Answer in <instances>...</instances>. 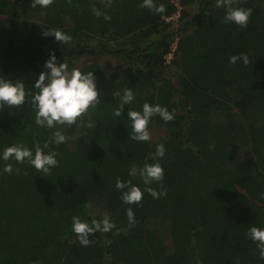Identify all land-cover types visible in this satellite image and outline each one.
<instances>
[{
  "label": "trees",
  "instance_id": "1",
  "mask_svg": "<svg viewBox=\"0 0 264 264\" xmlns=\"http://www.w3.org/2000/svg\"><path fill=\"white\" fill-rule=\"evenodd\" d=\"M31 2L0 0V77L22 81L30 94L20 107L0 108L10 126L0 127V264H264L248 236L251 226L264 228V0L233 5L253 10L246 28L225 23L216 0H155L166 5L162 14L141 8L143 0H113L108 8L101 0ZM92 5L111 20L97 18ZM54 28L72 42L43 35ZM240 53L247 66L229 63ZM52 54L69 70L92 72L101 103L64 126L66 143L50 144L60 154L50 174L14 158L5 173L6 147L23 143L34 153V141L42 147L56 130L35 124L30 103ZM125 88L134 100L116 117ZM145 103L166 107L174 119L152 117L151 139L133 141L128 112ZM159 144L164 179L151 187L167 195L144 192L141 203L124 204L117 178L143 191L130 169L154 163ZM105 214L116 227L81 245L72 217L91 224Z\"/></svg>",
  "mask_w": 264,
  "mask_h": 264
},
{
  "label": "clouds",
  "instance_id": "2",
  "mask_svg": "<svg viewBox=\"0 0 264 264\" xmlns=\"http://www.w3.org/2000/svg\"><path fill=\"white\" fill-rule=\"evenodd\" d=\"M54 0H32L31 7L47 8L53 4ZM71 3V0H68ZM105 8L111 7L113 0H101ZM240 3V0H216V7H224L226 9L224 21L225 23H235L241 28H246L252 15L251 8L234 7L233 5ZM141 8H147L155 14H162L166 11V5L155 3V0H143L139 5ZM92 11L97 18L103 16L105 21H110L111 16L107 13H102L95 5H92ZM44 36H53L60 44H70L72 37L59 29H50L43 31ZM237 61H242L245 66L250 63L249 56L246 53L233 55L229 58V63L235 64ZM45 67L48 72H41L39 79L35 83V88L38 91L31 94L30 103L36 110L35 124L41 128L56 129L52 132L51 140L45 141L41 147L38 141H34L35 151L33 153L27 145L17 143L8 146L3 150L2 159L5 161L3 171L11 174L13 166L7 163L10 159H15L19 164L27 162L33 166L37 172H43L45 175L50 174L51 169L58 166L59 161L57 156L60 155L55 150L50 149V144L57 145L66 143L69 139L64 134V126L71 127L77 124L85 115L89 113V109L95 108L101 103V93L97 89L95 77L92 72H82L79 68L73 67L69 70L67 62H58L55 55L52 54L50 59L45 62ZM30 94L26 93L25 85L22 81L17 80L13 83L11 80L0 77V108L4 105L9 107H20L25 103L26 97ZM113 95L120 96V92ZM134 100L133 91L129 88L123 90L120 106L114 110V115L120 117L125 105L132 103ZM161 117L165 122H171L174 119L173 112H169L166 107L159 104L151 105L145 103L142 111L129 110V120L132 122V131L130 139L137 142H147L151 139V134L148 125L154 116ZM59 126V127H58ZM89 128L94 127V124L89 118L86 125ZM45 149L49 151L45 152ZM165 147L159 144L153 153L152 164H144L142 168L137 169L133 166L130 169L129 175L139 177L144 184L143 191L139 186L133 185L131 180L122 182L119 178L116 180V189L122 192L121 200L124 204H139L142 202L144 192L150 194L153 198L158 199L161 196H166V189L161 188L156 191L151 187L155 183H160L164 179V169L159 163V159L165 155ZM17 173L20 172L16 168ZM27 175V172L24 173ZM264 199V193L261 194ZM86 208H91L92 205L86 204ZM129 227H133L136 223L134 213L131 208L126 210ZM116 225L111 221L110 217L105 214L102 219H93L91 224L82 220L80 216L72 217V230L77 235L81 245L88 246L90 244L89 236L96 232L108 233ZM119 230H117V234ZM248 236L257 242L260 258L264 259V228H259L255 225L248 230ZM111 244V240L106 241Z\"/></svg>",
  "mask_w": 264,
  "mask_h": 264
},
{
  "label": "rangeland",
  "instance_id": "3",
  "mask_svg": "<svg viewBox=\"0 0 264 264\" xmlns=\"http://www.w3.org/2000/svg\"><path fill=\"white\" fill-rule=\"evenodd\" d=\"M104 64V63H108L109 65H112V66H114V65H116V62H114V61H110V60H100L99 62H98V64ZM9 107V106H8ZM6 114H7V110L6 109H2V110H0V127L1 128H3V129H5V130H9L10 129V126H9V124L7 123V121H6ZM72 210V212H75V211H77V209L76 208H72L71 209Z\"/></svg>",
  "mask_w": 264,
  "mask_h": 264
},
{
  "label": "built area",
  "instance_id": "4",
  "mask_svg": "<svg viewBox=\"0 0 264 264\" xmlns=\"http://www.w3.org/2000/svg\"><path fill=\"white\" fill-rule=\"evenodd\" d=\"M176 17H177V15H174V16L170 17L169 19H165V21L173 20V19H175ZM174 46H175V44H172L170 53H168V54L164 57V59H165V63H167L168 60L170 59V57H171V52H173V50H174Z\"/></svg>",
  "mask_w": 264,
  "mask_h": 264
}]
</instances>
